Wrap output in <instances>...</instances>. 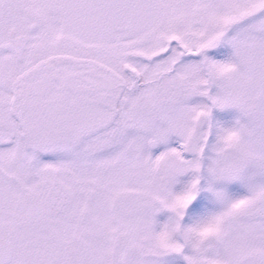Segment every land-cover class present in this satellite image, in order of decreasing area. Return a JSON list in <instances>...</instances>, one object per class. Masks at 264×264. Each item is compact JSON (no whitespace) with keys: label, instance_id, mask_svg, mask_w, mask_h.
Segmentation results:
<instances>
[{"label":"snow or ice","instance_id":"obj_1","mask_svg":"<svg viewBox=\"0 0 264 264\" xmlns=\"http://www.w3.org/2000/svg\"><path fill=\"white\" fill-rule=\"evenodd\" d=\"M0 264H264V0H0Z\"/></svg>","mask_w":264,"mask_h":264}]
</instances>
